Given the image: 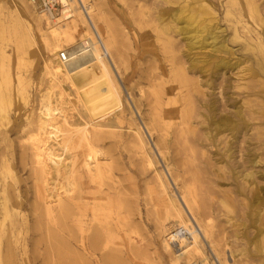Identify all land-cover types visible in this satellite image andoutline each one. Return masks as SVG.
Returning <instances> with one entry per match:
<instances>
[{
  "label": "rangeland",
  "instance_id": "rangeland-1",
  "mask_svg": "<svg viewBox=\"0 0 264 264\" xmlns=\"http://www.w3.org/2000/svg\"><path fill=\"white\" fill-rule=\"evenodd\" d=\"M92 1L90 3L102 10L106 24L113 32L115 56L121 58L122 63L118 67H110L121 88L122 110L118 117V110L109 109L107 117L101 121V127L91 129L86 124L88 111L83 102H79L76 92L63 83V97L68 102L65 109H69L66 115L73 125L59 118L49 133L47 143L50 145L46 143L44 149L40 150L38 144L32 145L30 139L37 133L41 96L48 87L41 71L46 52L40 42L46 25L43 20L38 22L39 10L32 9L27 3L22 5L18 0H0V100L8 99L9 102L0 112V191L3 188L6 192L5 201L0 195V203L2 200L5 202L9 213L0 228V264H174L171 250L163 246L177 226L171 227V223L160 225L158 222L160 199L155 171L159 170L165 175L169 184L168 193H172L175 200H179L180 187L188 186L191 189L195 197V217L210 227H207V231L210 239L214 240V249L219 252L220 258H226L223 255L227 254L228 264H264V252L256 254L252 248L257 231L260 229L264 234V124L254 125L260 120L264 121V115L255 120L257 123L248 115L249 107L254 102L253 97L247 96L252 85V76L247 68L261 79L264 76L257 71L252 53L243 49V42L230 40L231 23L219 8L218 25L224 29L232 55L219 54L218 57L231 59V64L238 65L215 68L211 63L218 59L212 58L211 63L199 65L201 70L190 71L189 75L200 82L204 94L196 95L197 102L194 103L191 117L194 132L186 135L187 140H196L191 144L195 160L183 164L185 155L181 152L185 149V153H188V145L184 146L175 136L180 110L179 97L172 87H166L162 95L161 117L165 118L166 124L162 126L161 134L164 133L165 141L159 138L157 129L149 132L145 126L150 122L147 104L152 90H156L150 83L152 76L168 68V59L162 53L158 33L157 17L161 5L158 0ZM256 2L259 11L264 14V0ZM72 20L73 13L67 21L60 23L68 25ZM248 25L260 32L258 26L250 22ZM36 27L40 31H36ZM237 31L242 38L239 26ZM79 41V36L75 34L73 43ZM73 43H63L62 48H70ZM174 46L175 60L186 62L181 55L186 49L183 42L174 41ZM204 51L207 52L208 48ZM196 57H204V52ZM57 92L56 88L49 90L52 98L57 97ZM204 101H211L213 110L205 108ZM238 108L243 120L247 121L245 126L237 121L235 112ZM198 113L209 116V119H199ZM210 117H213L211 121L221 119L228 126L218 131L214 125H210ZM84 123L80 132L71 133L74 129L72 126H82ZM136 124L141 128L145 143L147 141L146 151H152L154 162H158L155 169L146 166L138 149L132 131ZM208 126L212 131L209 139H206ZM256 127L260 132L259 139H256ZM87 131L90 141L86 138ZM56 147L61 155L56 154ZM158 150L164 154V161L159 157ZM6 166L11 173L6 172ZM62 170H66L65 174ZM249 172L252 173L247 180L250 185L242 187L239 175ZM62 174L65 176L62 177ZM49 178L52 179L50 183ZM50 184L52 188H48ZM52 189L56 194H51ZM54 189L60 190L55 192ZM78 190L95 196L101 206L99 219L102 217V223H107L111 228V232L107 233L111 236L110 241L103 242L105 245L100 242L98 245L102 247L98 246L95 252L91 249L84 251L81 247L83 235L88 236L90 230L84 232V228L75 222L84 209L82 201L76 197ZM72 191L75 197L71 195ZM67 192L70 195L68 198L63 195ZM222 199L229 204L228 211L221 206ZM200 201L205 207L202 205L200 208ZM201 211H205V214ZM85 215L82 218L84 227L89 226V214ZM254 215L259 219L256 223H260L258 228L254 225ZM187 217L191 220L188 213ZM191 224L199 234L192 220ZM201 241L208 263L219 264L210 245L202 238ZM238 252L242 253L236 255ZM177 263L187 264L182 256Z\"/></svg>",
  "mask_w": 264,
  "mask_h": 264
},
{
  "label": "bare ground",
  "instance_id": "bare-ground-1",
  "mask_svg": "<svg viewBox=\"0 0 264 264\" xmlns=\"http://www.w3.org/2000/svg\"><path fill=\"white\" fill-rule=\"evenodd\" d=\"M18 2L22 5L24 3H27L32 9H35V10L37 9L36 6L31 2V0H18ZM64 2L65 4L63 5L61 11L57 13L50 14L48 12L39 11V14H38V22L43 20L46 25L45 33L41 35L40 42L41 44H43L44 51L46 52V56L43 59V64L41 66V71L47 79L48 87L46 89V92H42L43 93L42 96L40 95L42 106L39 109L38 115H37V122H38L37 133L33 135L30 141L32 145L34 143H37L38 144L37 146L40 150H43L44 145L49 141L48 136L50 135L49 133H51V130L53 129L52 125H55L59 118H61L60 120L64 119L67 122L66 124L70 123L69 120L71 118L70 119L67 118V115H66V112H67L66 110H69V109H65L66 108L65 105L67 106L68 102H66V100L64 99L63 90L61 88L63 83H67L68 86L76 92L75 96H77L78 98L77 100L79 102H83V106L88 111V122L86 124H88V126L91 129L95 130L101 127V121H103L105 117H107L108 114H106V112L109 109L110 110L113 109L116 111L118 110L119 111V113H117L118 117L122 110V100L120 96L121 88L119 84L117 83V81L115 80V76L113 75V72L110 67L111 65L118 67L117 65L121 64L122 62H121L120 56H115V45L116 44H115L114 36L112 35L113 32H111L110 27L106 24V20L103 17L102 10L98 9L96 5H93L92 3H90V0H64ZM158 2L162 7L157 17L158 24H159V30H160V32L158 33H160V41H161L160 43L162 44V49H163L162 53H164V55L168 59V68L162 69L157 74H155L154 77L152 76V80L150 83L152 84L151 85L152 87L156 88V90H152L151 98H150L151 100L148 98L149 101H148L147 106L149 109L148 114H150L148 120H150V122H149V125H145V126L149 132L153 129H157V132L160 133L159 138L162 139V141H165L164 136L162 135L164 133L161 134V131H163L162 126L166 124L165 118L163 119L161 117V115H163V112H162L163 110H161L163 106L162 95L165 94L166 87H172L174 93L176 92L177 96L179 97L178 107L180 110L177 113L180 116L177 118L178 121L176 124V135L175 136L177 139L181 140L184 146L186 144L188 145L186 146L188 147V153H185L186 152L185 149H184V152L183 151L181 152L185 155L184 157L185 161L183 162V164H185V162L187 161L192 162L195 160V156H194L195 154L192 151L191 144L195 143L196 140L190 141L189 138L187 140L186 135L189 134L188 136H190V134L194 132L195 125H193V122H191V117H192V113L194 110L193 108L194 103L196 104L197 102L196 95L204 94V91L202 90V86L200 82L196 78H192V76L189 75L190 71L193 69L201 70L199 65L211 63L210 61L212 58L218 59L217 62L211 63L213 64L215 68L225 69L227 67H233L235 65H238V64H231L230 63L231 59L218 57L219 54H228L229 56L232 55V50L227 46L228 39L226 35L224 34V29L218 25V18H217L218 9L219 8L222 9V11L224 12V18L230 19V20L228 19V21L231 23V28H232V31H231L232 35L230 37V40L243 42V49L248 50L252 53L255 59L256 69L259 72V74L262 76H264V14H262L261 10L259 11L258 6L256 4L257 3L256 0H158ZM71 13H73L74 15V20H72L68 25L66 23H60L62 20L64 22L67 21L70 18ZM249 22L253 25L258 26V28H260V32L258 33L254 31L253 29H251V26L248 25ZM237 26H239V28L242 31V38L240 37L239 32L237 31ZM35 29L36 31L37 30L40 31L39 27L38 28L36 27ZM75 34L79 36V39H80V41L76 44L73 43L75 40ZM174 41L183 42V47H185L186 49L185 51L182 52L181 55L185 57L186 62L179 63L177 60H175L174 56L176 55L174 52V49H175ZM63 43H69V44L73 43V46H71L70 48H62ZM206 48H208L207 52H205L206 50L204 51V49ZM193 50H200L201 52H193ZM202 50L204 52V57H196L198 56V54L203 53ZM60 54L64 55L65 61L61 60ZM247 69L248 71H250V74L252 76V81H251L252 85L249 86L251 90L247 96L253 97V102H254V104L252 106L250 105L249 107L250 113H248V115H250L251 120L257 121L259 120L260 115H264V79H261L260 77H258V75L252 72L249 67ZM255 82L257 83V85ZM53 88L58 89L57 97L55 98H52L50 95L51 93H49V90ZM8 103H9L8 99L0 100V112L3 111V109L6 107ZM203 106H205V108H207L209 111H211V108L213 110V103L211 101H208V102L204 101ZM235 114H236L237 121L240 122V124H242L243 126H245L244 124H246L245 122L247 121L243 120V115L241 114V111L239 110V108L237 109ZM197 115L199 116V119L201 118V119H204L205 121L209 119L208 118L209 116L207 117V115L205 114L202 115L201 113H198ZM212 119L213 117H210V125L211 126L214 125L215 128L218 129V131L219 129L226 128V125L228 126V124L225 122H222L221 119L217 121H211ZM256 121L255 123H257ZM261 121L262 120H260L257 124H254V125L260 126L264 124V121L262 122ZM70 125H73V124L70 123ZM84 125L85 123L82 126H77V127L72 126L76 130L74 129L72 130L71 128L72 130L71 133L80 132L81 128ZM209 128L210 127L208 126V132L205 133L206 139H209V136L211 133L210 131H212V130H209ZM132 131H134L135 139L137 140L136 143H138V146H139L138 149H140L141 155L144 159L146 166L149 168L155 169L156 167L155 164H157L158 162L156 161L154 162L152 158L153 152L151 151V149H150L151 153L146 151L147 141L145 143L143 139V133L141 131L139 124H136V126H134ZM255 131H256V139H259L260 132L258 130V127L255 128ZM52 134H53V131H52ZM88 134L89 133L87 131V136H86L87 140H89ZM63 139L64 138H62V140ZM47 144L50 145V143H47ZM54 146H57V145H54ZM52 147L53 146H51V149ZM57 147H56V150H57ZM32 152L35 153L34 148ZM58 152L59 151L57 150L56 154L61 155V153L59 152L60 153L59 154ZM158 153H160L159 150H158ZM181 153H180V156H181ZM42 156H45V155H42ZM159 157H161L162 161L165 160L164 154L160 153ZM45 160H46V157H45ZM58 163L60 164V162ZM36 166H34V168H38ZM39 168L41 169V165ZM5 170L7 173H11V170L8 166L5 167ZM39 170L36 169V171H39ZM62 172L64 171L62 170ZM38 174H40V172ZM155 175H156L158 195L160 199V202H159L160 214H159L158 222L160 223V225L171 223V227L177 226V228L173 229L172 234L171 233L169 234L163 246L164 249H168L169 251L171 250L170 252L173 254V255L171 254V256H173L172 262L176 264L182 256L187 264H209L208 258L204 253V246L201 241V238H202L206 243L210 245V248L213 254L216 256L217 262L219 264H228L227 263L228 259L226 260L227 254L223 255L226 258H220L221 256L219 252L215 251L214 245H213L214 240L212 241V239H210L208 231H207V227H209L208 224L204 221H203L204 223L202 221H199L195 217L196 215L194 213L195 206H196L194 202L195 197L193 198L191 189L188 188V186L180 187V196L178 198L179 200L177 201L175 200L172 193L170 194L168 193L169 184L163 172L161 170L155 171ZM64 176L62 174V177ZM251 176H252V173L250 172L245 173L243 175L242 174L239 175L241 182H242V187L250 185V184H247V180L251 178ZM40 179H41L40 182H42V178ZM64 179L63 181H65ZM69 180L71 181V179ZM50 181H52V179H50L48 182L50 183ZM52 185L50 184V187L48 188H52L53 187ZM62 189L64 190V187ZM57 190H60V189H57ZM57 190H55V192ZM45 192L46 191H44V194H47ZM73 192L74 191H72V193ZM52 193L56 194L53 192V189H52L51 194ZM74 193L71 195L73 196ZM76 194H77L76 197L82 201V205L84 209L81 212L80 217L75 219V222L79 226H82L84 228V232L87 230H90L89 231L90 233L87 232L89 234L88 236L83 235L81 247H83L84 251L87 249L88 250L91 249V251L93 250L95 252V250L97 251V247L100 246L98 245L100 242L103 243V242L110 241L111 236H109V234L107 233L111 232V228L108 225H106L107 223H104V222L102 223L101 221L102 217H100L99 219V216H100L99 213L101 214V209H100L101 206L98 200H96L94 195L89 194V193L83 194L80 190H78ZM0 195H1V198L4 200L5 195H6L5 189L2 188V191H0ZM37 195L40 196L41 194L38 192ZM63 195L67 198L68 196L70 197L68 192ZM52 199H49V200H52ZM3 200L0 203V216H1L0 228L3 227L2 225L4 223V220L6 217L8 218L7 215L9 214L7 211L8 206L5 204L4 202L5 200L4 201ZM40 201L42 202V200ZM60 201L62 200L60 199ZM200 202L201 204L199 206L201 208V206L203 205L202 204L203 202L202 201ZM220 203H221V206H223L228 211L229 204L227 203V201L222 199ZM202 209L204 210V208ZM204 212L201 211V213H204ZM86 213L89 214V226L84 227L82 218L86 216L85 215ZM187 213L191 217V220L195 224L199 234L195 232L191 224V220L189 219V217H187ZM256 214L258 213L256 212ZM104 216H105V213L103 217ZM258 220L259 219H257V217L254 215V225L259 226L260 223L256 224L257 222H259ZM227 221L228 223L230 222L229 219ZM258 226L256 228H258ZM255 237H256V240L253 242L252 248L256 254H261L262 252H264V234H262L261 230L259 229ZM103 244L105 245L106 243H103ZM217 245H218V242H217ZM217 249L219 248L217 247ZM220 251H222V249ZM241 253L238 252L236 255H240ZM229 261H232V260H229Z\"/></svg>",
  "mask_w": 264,
  "mask_h": 264
},
{
  "label": "built area",
  "instance_id": "built-area-1",
  "mask_svg": "<svg viewBox=\"0 0 264 264\" xmlns=\"http://www.w3.org/2000/svg\"><path fill=\"white\" fill-rule=\"evenodd\" d=\"M31 2L39 11L48 12L50 14L61 11L65 4L64 0H31ZM60 58L62 61H65L63 54H60Z\"/></svg>",
  "mask_w": 264,
  "mask_h": 264
}]
</instances>
